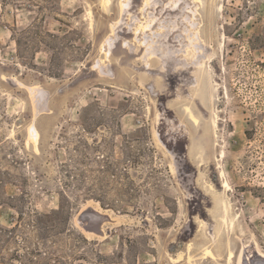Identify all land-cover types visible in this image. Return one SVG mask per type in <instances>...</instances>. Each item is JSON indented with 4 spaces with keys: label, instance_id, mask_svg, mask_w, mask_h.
<instances>
[{
    "label": "rangeland",
    "instance_id": "1",
    "mask_svg": "<svg viewBox=\"0 0 264 264\" xmlns=\"http://www.w3.org/2000/svg\"><path fill=\"white\" fill-rule=\"evenodd\" d=\"M0 264H264V0H0Z\"/></svg>",
    "mask_w": 264,
    "mask_h": 264
},
{
    "label": "bare ground",
    "instance_id": "2",
    "mask_svg": "<svg viewBox=\"0 0 264 264\" xmlns=\"http://www.w3.org/2000/svg\"><path fill=\"white\" fill-rule=\"evenodd\" d=\"M217 116V115H216ZM191 119H192V121H193V123L194 124H197V122H198V119L199 118H196V116H193V114L191 115ZM218 119V118H217ZM218 124H217V120L216 119H214V121L212 120V127L213 128H216V126H217ZM218 127V126H217ZM217 129V128H216ZM224 186L225 187H230V186H228V184H227V182H224ZM226 208V207H225ZM222 221H226V219H221ZM220 220V221H221ZM224 223V222H223ZM191 248V244L189 245V249ZM212 250V249H211ZM209 248H207V249H205V252L208 254V255H212L211 253H212V251H211ZM231 255V257H230V260H231V258L233 257V254L231 253L230 254ZM212 256H214V255H212ZM211 256V257H212ZM229 261V260H228Z\"/></svg>",
    "mask_w": 264,
    "mask_h": 264
}]
</instances>
